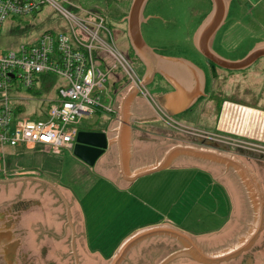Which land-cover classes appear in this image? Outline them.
I'll return each mask as SVG.
<instances>
[{"label": "rangeland", "instance_id": "obj_1", "mask_svg": "<svg viewBox=\"0 0 264 264\" xmlns=\"http://www.w3.org/2000/svg\"><path fill=\"white\" fill-rule=\"evenodd\" d=\"M257 1L259 0L231 2L225 25L218 31L213 47L222 59H228L227 61L242 59L252 50L255 43L264 41V2L255 9L248 10L249 5ZM130 2L131 0H65L60 1L58 5L90 28H92L90 22H95V16L102 18L105 32L100 31L98 36L106 45L113 47L117 53L128 59L133 72L140 80L143 65L134 54L126 36V17ZM208 9L209 0H149L144 16H150L140 26L141 36L146 45L156 53L181 57L205 69L202 57L195 48L193 34L206 17ZM72 31L83 42L89 43V37L82 35L81 29L73 19L67 18L62 12L46 4L35 15L7 18L3 22L0 30V50L14 49L25 44L37 45L40 36L45 32L71 36ZM104 63L109 66L112 59L105 56ZM113 72L99 93L98 104L102 107L113 108L117 98L113 86L117 84L120 87L122 83H127L121 72ZM116 74L118 78L114 80L112 76ZM208 80L204 90L208 97L199 99L193 107L178 116L168 118L164 115L159 118L160 122L146 123L144 127L149 130L165 129L164 133L162 131L160 133L162 135L160 136L164 137L161 138L164 143L157 146L161 147L160 151L166 152L176 146L173 140H168L166 136V134L172 135L177 138L175 142L178 145L217 149L222 153L231 154L262 177L263 172L260 174L254 164L234 154L235 147L232 145L243 142L259 146L255 148V151H258L255 153L264 150V58L258 59L254 64L240 71L216 70V76ZM153 82V85L158 86L159 89L148 87L142 91L149 95L151 92L161 93L167 90L164 83L156 77ZM33 91L35 87L31 92L21 90L19 96L23 100L20 101V112L23 116L39 118L46 109L48 99L53 96L43 94L34 97L31 96ZM29 97L34 100H28ZM216 100L223 101L220 104L221 110L225 109L229 115L237 112L255 119L257 133L254 131V134H249L251 127L247 132L242 131L245 130L242 127L238 134L229 132L228 128H221ZM100 117L104 119L106 115L102 114ZM101 118L98 119L102 120ZM94 120H97V116L82 119L78 131L90 129L94 125ZM172 130L177 133H173ZM186 130H196L202 135L206 133L205 138L211 135L213 139L218 138L217 140H225V142L189 143V138L180 137V135L187 136ZM223 145L227 148H223ZM69 152V150H61L53 155L40 146H34L31 150L23 146L0 148V162L6 170V174H0L5 180V185H0V194H3L2 190H4L8 195L7 190L11 188V180L20 177V174L14 175V173L29 175L32 168L37 165L39 168L42 167V176L45 179L68 190L80 202L83 213L87 217L93 214L92 217L96 218L97 223L88 222L86 230L90 238L91 251H99L104 259L115 251L126 234L161 220H166L192 234L205 233L218 229L226 220L230 209L229 217L231 215L232 224L230 223L231 227L227 224L230 227V229L226 228L228 233L219 238L215 237V234L197 238L204 249L218 253L240 243L250 232L253 223L252 207L249 212L247 200L239 188L236 177L232 173L221 174L225 172L221 166L195 161L198 167L206 166V170H210L212 166L216 174L222 175L219 179L223 178L225 182L228 179V182L231 181L228 193L230 197L221 184L222 180L218 182L213 180L208 172L200 168H175L176 164L171 170L144 178L129 191L119 192L116 182H110L97 164L87 166ZM119 211L120 214L116 218L115 215ZM224 243L228 245H220ZM39 244L44 246L42 241ZM45 246L53 251L56 249V245L50 242ZM63 247L67 249L66 245ZM178 248L176 243L166 238L144 240L127 254L122 264H160L169 254L179 250ZM73 258L75 264H107L108 262L77 255ZM55 264H72V262L71 258L66 256L59 258ZM170 264H196V262L179 258Z\"/></svg>", "mask_w": 264, "mask_h": 264}, {"label": "crops", "instance_id": "obj_2", "mask_svg": "<svg viewBox=\"0 0 264 264\" xmlns=\"http://www.w3.org/2000/svg\"><path fill=\"white\" fill-rule=\"evenodd\" d=\"M148 1L149 0L145 2L142 8V12L140 15V26L144 24L149 19L150 16V15H148L147 17L144 16ZM232 1L233 0H223L224 6L226 8L224 17L222 19L220 26L214 32V34L212 35V37L208 42L209 49L212 53H214L213 47L216 36L218 34V31L225 25L226 14H228V10ZM262 2H264V0H259L257 2H254L251 6L249 5L248 10L255 9L256 6L260 5ZM212 6H213L212 3L209 2V9L208 12L206 13V17L204 18L202 23L198 26V28L193 34L194 45H195V38L197 32L200 26L203 24V22L208 18L209 14L211 13L213 8ZM261 45H264V41L255 43L253 48ZM152 51L159 57L171 58L173 60V61L161 60L157 66L158 67L157 70L161 74H163L166 82H168L172 87H175L176 89L171 91L169 90L167 92L163 91L161 93L151 92L149 93V95L145 97L139 93L137 88H135L130 84L122 83L120 87L117 84L113 86V88L115 87L114 93L117 96L113 105L114 107L112 108L113 113L107 114L98 111L94 115L97 116V120L96 121L94 120L93 121L94 125L87 130V131H95V132H104L109 143L108 148L104 151V153L101 156L98 157V159L94 162L93 166L97 164L100 168V171L103 172L104 176L107 179H109L110 182L113 181L116 182L118 189L120 190L119 192L129 191L133 186L137 185L139 181L143 180L144 178L151 177L154 175H159L160 173L165 172L167 170H171L174 167L181 169L200 168V170L208 172L212 176L213 180L217 182L219 180H222L223 183L221 184L226 189L228 197H230L228 193L230 191L229 187L231 181L228 182L229 181L228 179V181L225 182V179L223 178L219 179V177L222 176L221 174H226V172H222L221 174H216L217 172H214L212 170V166L210 170H206L207 168L206 166L198 167L195 164L199 160H195L187 157H181L173 161L167 168L163 170L136 179L137 172L158 163V161L162 158L165 152V151H160L161 147L160 148L157 147L162 143H164L163 140L164 137H161L162 135L160 134L162 133L161 132L162 128L160 129L158 128V130H149L146 127H144L146 123L155 124L157 122H160L159 118L164 115L165 117H167L166 111L158 105V103L155 100V97L174 92L172 96H168L164 100V103L166 105V108L171 112H180L182 110L181 113L175 115L178 116L184 113L185 111L189 110L191 107H193L194 104L199 99H202L203 97L206 96L204 92V83H205L204 76L202 71L197 67V65L181 57H174L172 55L164 56L162 54L156 53L153 49ZM238 60L240 59H235V61ZM112 77L114 78V80H116V78H118V75L116 74L113 75ZM153 83L150 87L152 89L153 88L159 89L158 86H154ZM148 86L146 88H148ZM129 91H131L130 93L131 96L127 102L123 103V99L125 98V96ZM221 111L220 114L218 115L219 116L218 121H220L221 123L220 124L221 128H228V130H230L229 132L232 133L235 132L236 134H238L242 127L245 128V130H242L244 132H247L248 129L251 127L249 129L250 132L249 134H254V131H256L257 133L256 130L257 125L255 123L256 122L255 119L246 117L245 116L246 114L242 115L243 113L240 114L235 112L229 115L228 113H226L225 109ZM102 114H105L106 118L102 119L100 117ZM98 118H101L102 120ZM172 132L175 133V130H172ZM173 144L178 145V143L176 142H174ZM31 149L33 148H30V150ZM43 149L44 151L50 152L53 155L56 154L51 152L47 148H43ZM69 151H70L69 153H72V150ZM201 163H205V162L201 161ZM41 168L42 167L39 168V166L37 165V167L31 169L32 171L31 173H29V175H26L25 173H18V175L20 174L19 175L20 177L16 178V180L14 179L11 180L12 182L11 188L7 190L8 195L5 194L4 190H2L3 194H0V208L14 202L26 203V204L31 203L32 205H34L31 207L29 212L23 214L20 217L18 222V229L22 231L23 234V249L29 250L31 252V256L34 255L37 256V245L35 246L33 244L34 242L33 240L38 236V230L40 228L41 230H49L50 235L52 234L60 238L59 240H53V238H51L50 236L48 237L46 235H43L41 236V241L44 244V246L48 242L56 245L55 251L51 249L50 250L52 251V253L57 252L62 254L61 255L62 258L66 257L68 254H71L73 257L74 255L75 256L77 255L79 257L81 256L87 259L92 257L93 259L96 258L99 261L101 260L108 261V259L113 253L108 258L104 259L99 253V251L96 250L91 251L90 249V245H89L90 238L87 234L86 229L88 222L92 224L97 223L96 218L94 216L92 217L93 214L87 217L81 209L80 202L70 192H68V190L64 189L63 187H59V185L56 184L55 182L45 179L42 176L43 174ZM261 175L262 177L261 176L258 177L259 180H261V182L264 185V171ZM4 182L5 180L0 177V185L4 186L5 185ZM33 208H36V210H33ZM118 214H120V211L117 212V214L115 215L116 218H118ZM229 214H230V209L228 210V215L226 216L227 217L226 220L220 225L218 229H214L211 231H207L205 233H198V234H192L182 229L180 230L193 237L195 241H197L196 243L200 246V243H198L197 238L201 236L215 234L216 235L215 237L219 238L220 236L225 235V233L227 232L228 229H230L232 224L230 222L231 215L229 217ZM227 224H229L230 227ZM65 225L69 227V233L67 234L64 233L62 230V228ZM156 225H168L179 229L177 226H174L173 224L169 223L166 220L150 223L149 225L143 226L141 228L156 226ZM227 227L229 228L226 229ZM129 235L130 233L126 234L123 238L125 239ZM68 237L69 240L67 242ZM155 238H166V237H155ZM150 239H154V238H150ZM64 245H66L67 247L66 249L68 251L67 253L64 252L66 251L63 247ZM201 248L206 252L214 251V250L204 249L202 246ZM52 253H50V255L47 258L55 263V261H57L60 257L56 256L55 258V256L52 255Z\"/></svg>", "mask_w": 264, "mask_h": 264}, {"label": "built area", "instance_id": "obj_3", "mask_svg": "<svg viewBox=\"0 0 264 264\" xmlns=\"http://www.w3.org/2000/svg\"><path fill=\"white\" fill-rule=\"evenodd\" d=\"M60 1L65 0H0V30L7 18L36 14L47 4L73 19L82 35L90 39L89 43H85L73 31L71 36L45 32L37 45L25 44L0 50V148L23 146L30 149L40 146L56 154L61 150H72L82 119H88L98 111L113 113L112 108L98 104L99 93L113 71L121 72L128 84L136 87L143 96L148 95L139 89L140 80L128 59L98 36L100 31L105 32L102 18L95 16L90 28L65 12L58 5ZM105 56L112 59L111 65L104 63ZM47 74L59 80L54 97L48 99L46 109L43 114H39V118L23 116L20 112L23 100L19 96L21 90H32L38 77ZM28 100L34 98L29 97ZM18 109L19 112H16ZM186 133L206 137V133L202 135L196 130H186ZM207 138L225 142L218 138L214 140L211 135ZM239 145L254 151L259 147L243 142L232 146ZM0 174H6L1 162Z\"/></svg>", "mask_w": 264, "mask_h": 264}, {"label": "water", "instance_id": "obj_4", "mask_svg": "<svg viewBox=\"0 0 264 264\" xmlns=\"http://www.w3.org/2000/svg\"><path fill=\"white\" fill-rule=\"evenodd\" d=\"M146 1L147 0H132L126 17V33L129 45L144 67V74L140 80L139 89H144L150 84L155 73L158 71L157 66L161 60H172L171 58L157 56L152 49L146 45L141 36L140 15ZM212 2V11L200 26L195 38V48L202 57L206 59V62L210 64L211 67L215 64L224 70L240 71L248 68L258 59L264 58V45L253 48L244 58L238 61L224 60L210 51L208 42L220 26L226 11L223 0H212ZM175 89L176 88L173 87V90ZM131 91L127 93L123 99V103L128 101L131 96ZM173 93L155 97L158 105L166 111V116L168 118L182 112V110L180 112H171L166 108L164 100L168 96H172ZM108 146L109 143L104 132L79 131L74 139L72 155L87 166H93L94 162L104 153ZM181 157L208 162L225 169L230 168L234 172L239 182L244 187L246 198L252 207L253 223L250 226V232L247 234L246 238L228 250L226 249L219 253L213 251L206 252L202 250L193 237L180 229L168 225L149 226L136 230L127 236L110 256L107 264H122L127 254L137 244L155 237L169 238L174 240L180 247L179 250L170 254L160 264H170L179 258L189 259L198 264H218L246 250L256 239L262 226L264 208L262 192L254 175L244 164L236 159L235 156L222 153L217 149L192 145H176L169 148L158 163L137 172L136 179L163 170L173 161Z\"/></svg>", "mask_w": 264, "mask_h": 264}, {"label": "flooded vegetation", "instance_id": "obj_5", "mask_svg": "<svg viewBox=\"0 0 264 264\" xmlns=\"http://www.w3.org/2000/svg\"><path fill=\"white\" fill-rule=\"evenodd\" d=\"M209 2H211L213 5L212 0H209ZM214 53L216 56L218 55V57L221 58V56L216 51H214ZM162 55L169 56V54H165V53H162ZM201 57H202V55H201ZM202 60H203V64H204L205 69H202L199 66H197V67L203 73L204 82H205L204 83V90H205L207 79L210 80L211 77L214 78L216 76V70L217 71H227V70H224L215 64H213V67H211L210 64H208L206 62V59L203 57H202ZM142 68H143V73H142V75H143L144 74V67H142ZM154 77H156L159 81H163L165 88H167V90H165L164 92H167L169 90L170 91L173 90V87L168 82H166L165 77L159 71H157L155 73ZM154 77L152 78L153 80H154ZM153 80L149 84L148 87H150L152 85ZM206 97H208V96H206ZM161 131L164 133L165 129L162 128ZM166 136H168L167 137V138H169L168 140H171V141L173 140L174 142H175V140L177 141V138H175L172 135L166 134ZM180 137H183L185 139L189 138L188 139V140H190L189 143H194L193 141H199L201 143H208V142L212 141L210 139L207 140L206 138H203V137H196V136H191L188 134H187V136L186 135H180ZM224 147L227 148L226 146L223 145V148ZM234 147H235L234 154L236 156H239V158H244L245 160L254 164L257 171H259V173L263 172V170H264V153H262V152L261 153L260 152L255 153L256 151H254V150L247 151V150H245L239 146H234ZM241 163L244 164L245 167L254 175L255 179L257 180V182L260 186V189L262 192V197L264 200V185L261 182V180H259L258 174L256 173V171H254L250 166H248L244 162H241ZM223 169L225 170L226 174L232 173L236 177V175L234 174V172L230 168L229 169L223 168ZM236 179L238 181L239 188H241V191L243 192V194L246 198V193H245L244 187L239 182L237 177H236ZM246 200H247V198H246ZM247 203H248V207H249L248 211L250 212L251 211V205H250L248 200H247ZM32 206H34V205H32L31 203L26 204V203L14 202V203H11L9 205H6V206L0 208V235H1V238H0V240H1V242H0V264H38V263L39 264H55L54 262L50 261L47 258L50 255V253H52V251L50 249H48L46 246H40L38 243L41 241V236H43V235H46L48 237L50 236L51 238H53V240H59L60 239L55 235H52V234L50 235L49 230H41L39 228L38 236L36 238H34V240H33L34 241L33 244L35 246L37 245V256H35V255H34L35 257L31 256V252L29 250L23 249V234H22V231H20L18 229V222H19L20 217L23 214H26L27 212H29ZM62 230L66 234L69 233V227L67 225H65L62 228ZM68 240H69V237L67 238V242H68ZM168 240H171V239H168ZM171 241L173 243H176L173 240H171ZM226 244L227 243L220 244V245L226 246ZM178 247H179V245H178ZM200 247H201V245H200ZM216 249H218V248H216ZM52 255L62 258V256H61L62 254L57 253V252H53ZM67 257L71 258L72 264H75L74 258L71 254H68ZM186 260H189V259H186ZM190 261H192V260H190ZM192 262H194V261H192ZM196 264H198V263H196ZM218 264H264V208H263V216H262V226H261V229L258 233V236L252 242V244L246 250L238 253L233 258H231L227 261L218 263Z\"/></svg>", "mask_w": 264, "mask_h": 264}, {"label": "trees", "instance_id": "obj_6", "mask_svg": "<svg viewBox=\"0 0 264 264\" xmlns=\"http://www.w3.org/2000/svg\"><path fill=\"white\" fill-rule=\"evenodd\" d=\"M35 15V14H34ZM18 17H12V19H15ZM59 85V80L56 76L47 74V75H41L37 79V84L35 85V91L32 92L31 96H37V95H49L53 96L56 91V87ZM31 92V90L29 91ZM53 94V95H52ZM216 107L218 108L217 115L220 114L221 107L220 104L223 102L222 100H216ZM16 112H19V109L16 110Z\"/></svg>", "mask_w": 264, "mask_h": 264}]
</instances>
